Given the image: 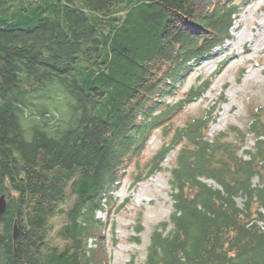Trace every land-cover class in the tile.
Listing matches in <instances>:
<instances>
[{
    "label": "trees",
    "instance_id": "obj_1",
    "mask_svg": "<svg viewBox=\"0 0 264 264\" xmlns=\"http://www.w3.org/2000/svg\"><path fill=\"white\" fill-rule=\"evenodd\" d=\"M233 1L0 0V264H107L101 233L115 229L97 213L130 203L116 205L112 193L158 136L146 177L132 184L178 151L167 172L172 211L144 264H264V106L250 113L246 160L236 128V144L224 132L208 137L210 110L175 124L210 79L166 102L231 40L252 0ZM142 231L139 222L131 242Z\"/></svg>",
    "mask_w": 264,
    "mask_h": 264
},
{
    "label": "rangeland",
    "instance_id": "obj_2",
    "mask_svg": "<svg viewBox=\"0 0 264 264\" xmlns=\"http://www.w3.org/2000/svg\"><path fill=\"white\" fill-rule=\"evenodd\" d=\"M234 1L236 4L240 3V0ZM258 3L255 7L254 4ZM78 8L82 10V4H78ZM238 10L230 30L232 39L222 49L215 50L214 57L206 59L199 68L190 72L186 81L177 89L179 95L175 99H167L166 102L180 100L192 87H198L206 79H210L211 85L207 92L200 99L185 105L183 113L175 117V124L183 126L187 120L201 116L203 110H210L214 122L209 124L211 129L208 137L213 139L217 134L224 132L229 134L225 139L229 142L233 140V134L228 130L230 127L236 128L245 136V143L239 148L238 156L249 160L245 152L250 151L254 145L253 136L246 132L250 113L257 107L264 106V1L252 0ZM161 141L159 136L149 140L146 151L149 152L141 158V168H135L132 176L125 177L113 192L116 205H122L127 198L130 203L119 213L114 210L97 213L98 219L112 222L111 227L115 229L114 234L101 233V238L108 243L104 247L107 264H144L152 232L161 222L168 219L172 211L167 172L174 166L178 151H171L160 173L147 177L136 186L132 184L138 172L143 174L141 178L146 177L149 171L148 163L150 164L151 157L160 148ZM233 143L236 144V141L233 140ZM175 149L178 150L179 147ZM252 183L259 185L258 177H255ZM236 203L242 208L244 199L238 198ZM250 209L257 211L254 205ZM258 209L264 213L263 209ZM139 222L143 231L138 235L140 244H135L131 241L137 237L134 230ZM52 224L56 232L62 226L63 220L56 219ZM112 240H116L114 247L110 246Z\"/></svg>",
    "mask_w": 264,
    "mask_h": 264
},
{
    "label": "water",
    "instance_id": "obj_3",
    "mask_svg": "<svg viewBox=\"0 0 264 264\" xmlns=\"http://www.w3.org/2000/svg\"><path fill=\"white\" fill-rule=\"evenodd\" d=\"M6 210V200L5 196L2 195L0 196V216L5 212ZM18 228H17V223L14 222V227H13V233H12V239H13V245L15 246L17 239H18Z\"/></svg>",
    "mask_w": 264,
    "mask_h": 264
},
{
    "label": "bare ground",
    "instance_id": "obj_4",
    "mask_svg": "<svg viewBox=\"0 0 264 264\" xmlns=\"http://www.w3.org/2000/svg\"><path fill=\"white\" fill-rule=\"evenodd\" d=\"M264 1V0H263ZM261 4V3H260ZM257 5H259V3L258 4H254V6L256 7ZM250 8V7H249Z\"/></svg>",
    "mask_w": 264,
    "mask_h": 264
}]
</instances>
